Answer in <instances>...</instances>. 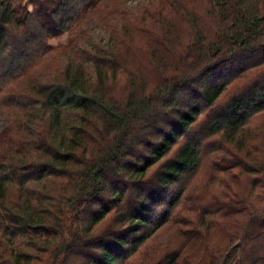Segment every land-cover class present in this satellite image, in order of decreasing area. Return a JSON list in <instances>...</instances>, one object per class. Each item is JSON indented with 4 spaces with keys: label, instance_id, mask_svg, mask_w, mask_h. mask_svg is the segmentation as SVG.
<instances>
[{
    "label": "trees",
    "instance_id": "1",
    "mask_svg": "<svg viewBox=\"0 0 264 264\" xmlns=\"http://www.w3.org/2000/svg\"><path fill=\"white\" fill-rule=\"evenodd\" d=\"M262 116L264 0H0V264H264Z\"/></svg>",
    "mask_w": 264,
    "mask_h": 264
},
{
    "label": "rangeland",
    "instance_id": "2",
    "mask_svg": "<svg viewBox=\"0 0 264 264\" xmlns=\"http://www.w3.org/2000/svg\"><path fill=\"white\" fill-rule=\"evenodd\" d=\"M134 37V36H133ZM135 39V38H134ZM65 40H66V36H63L61 37L60 39L58 40H53L50 42L51 45H57L59 43H65ZM142 60V59H141ZM256 125L257 127L260 128V130H264V116H262L257 122H256ZM203 191H204V195H208L210 193V190L204 186L203 188Z\"/></svg>",
    "mask_w": 264,
    "mask_h": 264
}]
</instances>
